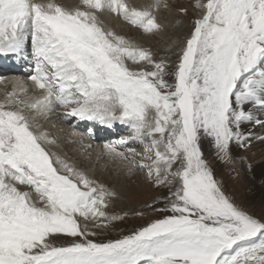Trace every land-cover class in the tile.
<instances>
[{
	"label": "snow or ice",
	"instance_id": "snow-or-ice-1",
	"mask_svg": "<svg viewBox=\"0 0 264 264\" xmlns=\"http://www.w3.org/2000/svg\"><path fill=\"white\" fill-rule=\"evenodd\" d=\"M82 3L119 14L145 32L162 27L151 10L162 0L143 10L124 0ZM196 6L202 15L169 84L166 62L106 31L96 11L67 10L52 0H0V57L21 58L30 39L35 69L29 79L43 92L34 102L10 92L7 102L34 109L59 103L64 119L106 128L130 125L133 135L118 143L140 142L146 152L154 151L151 164L139 166L155 174L157 185L181 181L170 192V206L159 210L171 215L121 239H88L95 233L81 227L77 214L121 219L100 207L115 194L59 157L53 160L39 142L46 134H35L21 109L0 104V264H264V222L225 195L199 146L202 134L221 153L232 141L246 146L250 135L241 124L253 120L246 106L264 108V0H198ZM126 60L146 61L151 70L133 71ZM15 89L27 91L21 81ZM104 148L125 158L111 142ZM6 178L30 185L37 199ZM57 234L72 237V243H50Z\"/></svg>",
	"mask_w": 264,
	"mask_h": 264
},
{
	"label": "rangeland",
	"instance_id": "rangeland-1",
	"mask_svg": "<svg viewBox=\"0 0 264 264\" xmlns=\"http://www.w3.org/2000/svg\"><path fill=\"white\" fill-rule=\"evenodd\" d=\"M152 2L154 3L155 0H150L148 4L144 6L139 5L134 1L130 8H133L134 6V8L140 9V7L144 6L143 8L146 9L153 4ZM197 2L198 0H162L160 8L151 9L156 16L157 22L162 25V27L151 33L145 32L143 29L125 20L123 16L120 15V17L119 14L116 15V13H113L110 10L105 9L103 11H95L100 25L104 29L106 28V31H111L115 35L131 41L133 44L149 50L152 53L153 59L157 62L161 60L165 61L168 69V75H166L165 79L169 84H173L174 76L172 73L175 71V67L179 63V58L186 45V40L190 38L194 29V21L202 15V9L196 6ZM199 2L204 3L206 0H199ZM57 3L67 10H75L78 8L84 11H94L88 9L82 3V0H57ZM165 3L168 8L163 7V4ZM181 9H186V11H181ZM106 14H109L108 17ZM108 18L109 20H107ZM182 24H184L186 29L189 30V32L185 33L188 34L186 37L178 36L176 33L177 26ZM125 63L133 71L139 70L142 66L145 67L146 70H151V65H148L146 61L133 63L131 60H126ZM26 93H21V96H23L25 102H30V95H27ZM5 105H8L9 108H11L13 104L4 101V106ZM17 108L21 109L27 117V111L32 112L34 109L27 107L25 104L11 109L16 110ZM55 119H57V117L52 118L49 124L50 126L56 124ZM40 121L45 127L47 125L46 121L49 120H47V118H41ZM62 124H64V122L60 124V127ZM75 129L76 128L72 129L68 138H70L71 134L75 132ZM75 134H77V132H75ZM61 138H63V136ZM233 142L234 141L230 142L226 154L221 153L215 146L214 139L202 134L199 140L202 159L207 163L214 179L217 181L225 195H227L237 207L261 222H264V189L262 191L254 190L256 179L251 174H247L248 170L246 167H244V170L241 159H235L232 154ZM53 144L54 143L52 142L49 146L53 147ZM74 145L78 148L76 144ZM58 147L60 151H63L60 146ZM133 148L135 149V153L131 152V160L128 161H126V159L125 161L119 159L110 162L105 154L104 157H102L103 152L100 154L101 151L98 150L97 152L89 153L87 156L83 157L84 163L86 161L88 163L81 165L78 160H74L72 157L65 155L69 160V162L65 161L66 163L72 166L74 164L76 169L83 172L90 180L94 181L96 186L102 185L108 192L115 194L106 196V207L103 205L100 207L101 210L108 213L109 216H118L121 217V219L112 220L111 222L104 221V218H98L96 220L89 218L88 220H85L77 214L78 222L81 227L84 228V225L86 224L87 231L89 233H95V235H89L88 239L94 240L98 243L121 239L123 236L130 235L139 228L147 226L156 219H162L164 216L172 214L171 211L159 210L170 206V202L173 199L170 192H175L176 189L181 186L180 179H173L171 185H157L155 174L153 173L150 177L148 174L149 169L147 167L141 168L139 166L141 163L150 165L151 160H149L148 157L151 156L154 159V151L146 152L144 144L140 142H135ZM45 150L54 158L51 151H48L46 148ZM77 152L79 153L80 151L77 150ZM124 152L125 151H122V153ZM86 153L80 152L79 155ZM57 167H59V165H57ZM178 168L179 162L174 164L172 170L176 171ZM94 170H96V172H93ZM108 180H110L111 183H107ZM15 183V185H18V182ZM21 185L23 184L19 183L18 189L29 192L34 200L37 199V194L30 185ZM255 188L257 189V187ZM119 189L121 191H119ZM101 221H104V223H101ZM75 239L79 240L82 238L76 237ZM72 241L73 238L65 234H57L49 240L50 243L56 246H66L72 243Z\"/></svg>",
	"mask_w": 264,
	"mask_h": 264
},
{
	"label": "bare ground",
	"instance_id": "bare-ground-1",
	"mask_svg": "<svg viewBox=\"0 0 264 264\" xmlns=\"http://www.w3.org/2000/svg\"><path fill=\"white\" fill-rule=\"evenodd\" d=\"M134 1L137 2L139 5L146 6L150 0H124V2L129 7L132 6ZM34 2L46 3V2H48V0H35ZM52 2L58 4L57 0H52ZM143 7H140V9L141 10L144 9ZM109 14H106L107 17ZM105 18H106V16H105ZM112 19H114V18H112ZM107 20H109V18ZM108 23H109V21H108ZM116 25H117V23H116ZM118 26H119V24H118ZM177 27L178 28L176 30V33L178 34V36L186 37L188 35L185 33L189 32V30L186 29V26H184V24L179 25ZM169 40H168V42H169ZM142 47H143V45H142ZM173 50H175V49H173ZM174 52H176V51H174ZM169 53H171V52H169ZM20 59H21L20 65L22 68L24 63L22 62V58H20ZM30 70L31 71L34 70L33 62L31 63ZM14 80H15V78H12L10 81H4V82H9L15 88V84L13 82ZM2 86H3V84L0 85V104L3 105L5 110H13L11 108L19 107V105H22V104L12 103L13 105L11 108H9L8 105L4 106V101L8 100L7 94L10 92L8 90L2 88ZM14 91H15V96L19 100L24 101V98H23V96H21V93H26V92H20L18 89H14L13 92ZM29 95H30V102H34L36 99L39 98L37 96V94H35L34 92L30 93ZM246 107L248 110H251L253 112V120L251 122H248V121L243 122L241 124V131H243L245 134L250 135V138L248 139L247 144L244 147H241L236 141H234L233 145H232V154L234 155L235 159H239V160L241 159V161H242L241 163L243 165V168L246 167V169L248 170V172L246 170L247 174L248 173L251 174L256 179V182H255L256 186H254V190L255 191L261 190L262 191L264 189V123L257 124L256 120H260L261 122H264V108H260L259 106H253L251 104L247 105ZM59 108L60 107H57V109H59ZM46 109H50V107L36 108V109H33L32 112L27 111L29 122L31 125V130L35 134H37V135L45 134L46 130H51V132H52V134H51L52 138L51 139L49 137H47V139H42L39 141L41 143V145H43L42 147L46 148L48 151H51V153L54 155V158H53L54 160L56 157H59L63 161L69 162V160L67 159L68 157L67 158L65 157V155H68V156L72 157L74 160H78V162H80L81 165L88 163L87 161L84 163L83 157L87 156L89 153L97 152L99 150V146L92 144L91 146L86 147L91 142V140L88 139L87 137H83V138L80 137L81 140L79 138L76 141V137H74L75 132L71 134L70 138H68V135L70 134V132L72 131L73 128H70L69 124H67V123L65 124L63 117L61 115H59V113H55V115L51 116L48 114V111ZM53 110H54V108H53ZM31 113H32V115H31ZM54 117H57V119H55L56 124L54 126H52V125L50 126L49 124H50L52 118H54ZM41 118H43V119L47 118V120H49V121H46L47 125L45 127H44V125H42V123L40 121ZM61 121L64 122V124H62L60 127V124L62 123ZM112 128H113V130H115L116 127L113 126ZM62 136H63V138H61ZM115 137H117V136H115ZM49 141H53V143H54L53 147L49 146V144H50ZM57 144H60V145H57ZM74 144H76L78 146V148H76V146ZM58 146H60L63 149V151H60ZM74 146H75V148H74ZM77 150H79L80 152H85V153L87 152V153L79 155L80 152L78 153ZM117 152L122 153L119 150H117ZM101 153H102V151L100 152V154ZM103 155H104V153H103ZM103 155H102V157H103ZM70 157H69V159H70ZM112 157H116L117 158L116 160L122 159L121 157L116 156V155H112ZM109 161L112 162L111 160H109ZM241 163H240V165H241ZM123 165H125V164H123ZM73 166H74V164H73ZM74 168H76V167L74 166ZM244 170H245V168H244ZM93 172H96V170H94ZM113 180H115V179H113ZM6 181L13 183V184L15 182H17V181H12L9 178H6ZM107 183H111V181L108 180ZM18 185H19V182H18ZM18 185H15V186L18 188ZM24 185L25 184H23L21 186H24ZM25 186H27V185H25ZM249 186H251V185H249ZM255 187H257V189ZM119 191H121V190L119 189ZM120 194H121V192H120Z\"/></svg>",
	"mask_w": 264,
	"mask_h": 264
}]
</instances>
